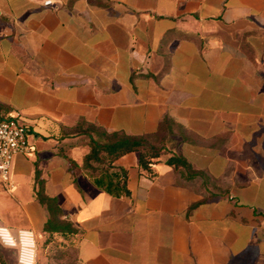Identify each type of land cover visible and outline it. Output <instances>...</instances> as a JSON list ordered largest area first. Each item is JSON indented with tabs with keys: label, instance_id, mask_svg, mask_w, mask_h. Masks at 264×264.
<instances>
[{
	"label": "crops",
	"instance_id": "0c3cea01",
	"mask_svg": "<svg viewBox=\"0 0 264 264\" xmlns=\"http://www.w3.org/2000/svg\"><path fill=\"white\" fill-rule=\"evenodd\" d=\"M14 114L29 152L14 187L0 180V223L36 232L39 264H264V0H0V117ZM166 117L182 129L155 177L133 151L112 169L129 193L96 184L80 124L143 136ZM37 169L75 232L45 230Z\"/></svg>",
	"mask_w": 264,
	"mask_h": 264
},
{
	"label": "trees",
	"instance_id": "16d2710c",
	"mask_svg": "<svg viewBox=\"0 0 264 264\" xmlns=\"http://www.w3.org/2000/svg\"><path fill=\"white\" fill-rule=\"evenodd\" d=\"M79 126L77 131L86 134L85 139L89 146V150L83 158V166L92 170L100 169L101 175L95 178L94 181L116 196L129 193V190L126 188L127 171L123 168L118 171L112 170L114 161L126 153L137 152L140 169L153 178L157 175L153 169V164L163 154L168 153L177 146L178 140L173 137L176 135L175 128L182 129L180 125L168 117L164 118L156 133L143 136H132L123 131H108L95 125H87L85 128H81V124ZM69 160L74 163L71 158ZM165 162L181 171L186 179L194 177L208 179L203 171L196 170L182 154L174 152L166 158ZM36 183L38 186L35 189V197L46 205L49 211L45 230L48 232H75L76 228L73 223L63 218L64 211L59 205L58 198L46 193L44 179L38 169L36 170ZM195 205H192V208ZM0 263L13 264L1 249Z\"/></svg>",
	"mask_w": 264,
	"mask_h": 264
},
{
	"label": "built area",
	"instance_id": "2783aa9c",
	"mask_svg": "<svg viewBox=\"0 0 264 264\" xmlns=\"http://www.w3.org/2000/svg\"><path fill=\"white\" fill-rule=\"evenodd\" d=\"M54 3L55 0H43L45 6ZM28 152L27 127L19 115L0 117V180L9 187H14V181L10 175L14 155ZM0 242L5 246L17 249L19 264H39L38 240L33 229L19 228L13 232L8 226L0 223Z\"/></svg>",
	"mask_w": 264,
	"mask_h": 264
},
{
	"label": "rangeland",
	"instance_id": "374dc122",
	"mask_svg": "<svg viewBox=\"0 0 264 264\" xmlns=\"http://www.w3.org/2000/svg\"><path fill=\"white\" fill-rule=\"evenodd\" d=\"M0 249L5 255L8 256V258L13 264H19V255L17 249L5 246L1 242Z\"/></svg>",
	"mask_w": 264,
	"mask_h": 264
}]
</instances>
